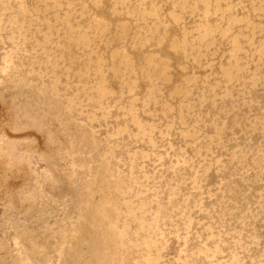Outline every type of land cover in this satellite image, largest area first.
I'll return each mask as SVG.
<instances>
[{"label":"rangeland","instance_id":"1","mask_svg":"<svg viewBox=\"0 0 264 264\" xmlns=\"http://www.w3.org/2000/svg\"><path fill=\"white\" fill-rule=\"evenodd\" d=\"M0 264H264V0H0Z\"/></svg>","mask_w":264,"mask_h":264},{"label":"bare ground","instance_id":"2","mask_svg":"<svg viewBox=\"0 0 264 264\" xmlns=\"http://www.w3.org/2000/svg\"><path fill=\"white\" fill-rule=\"evenodd\" d=\"M177 45V44H176Z\"/></svg>","mask_w":264,"mask_h":264}]
</instances>
